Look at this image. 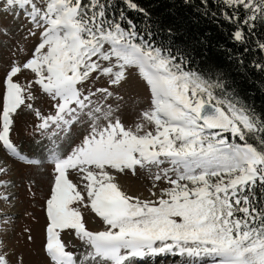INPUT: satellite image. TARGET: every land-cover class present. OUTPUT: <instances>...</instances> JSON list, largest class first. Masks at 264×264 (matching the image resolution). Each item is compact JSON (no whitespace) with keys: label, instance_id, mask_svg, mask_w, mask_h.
<instances>
[{"label":"snow or ice","instance_id":"obj_1","mask_svg":"<svg viewBox=\"0 0 264 264\" xmlns=\"http://www.w3.org/2000/svg\"><path fill=\"white\" fill-rule=\"evenodd\" d=\"M217 2L233 9L224 18L237 24L236 42L247 41L241 24L264 21V0ZM124 3L149 15L135 0ZM113 7L112 0H0V15H23L32 25L27 36L37 39L30 55L17 47L13 56L25 58L0 65V148L26 165H52L44 252L52 264H136L161 255L183 264H264V116L229 94L221 76L187 69V54L146 40L123 11L110 14ZM258 47L264 51V41ZM133 70L150 97L128 125L108 101ZM100 80L108 86L96 87ZM44 98L50 112L38 106ZM20 112L31 113L49 141L44 160L13 141ZM74 128L83 129L78 143ZM9 171L0 159V189L11 186L3 179ZM141 172L153 180L148 199L120 184ZM10 199L0 191V201ZM83 210L106 229L90 231ZM66 231L83 252L68 250ZM7 236L0 228V264H13Z\"/></svg>","mask_w":264,"mask_h":264},{"label":"rangeland","instance_id":"obj_2","mask_svg":"<svg viewBox=\"0 0 264 264\" xmlns=\"http://www.w3.org/2000/svg\"><path fill=\"white\" fill-rule=\"evenodd\" d=\"M31 27L32 25L23 15L18 18H14L12 15H0V31L6 28L10 33L7 36L0 35V42H2L0 43V65L6 66L17 57L25 58L19 53H17V57L13 56L17 47L24 48L30 55L37 43L35 37L27 36L28 28ZM2 77L3 71H0V79ZM95 86L107 87L108 85L105 80H100L96 82ZM110 90L113 91L114 96L108 103L112 104L114 108L119 106L117 115L128 125L138 118V112L149 106V91L135 70L127 83ZM37 103L43 111H51L49 99L44 98ZM36 122L31 113L20 112L15 117L12 139L21 152L29 158L44 160L49 141L42 138L39 131L35 130ZM74 131L78 143L83 129L74 128ZM0 159L5 161L10 169L9 174L3 179L8 180L11 186L6 190L0 189V191H7L11 195L8 202L0 201V228H4L8 232L10 259L15 264L16 257L23 255L24 264H52L44 252L47 225L46 200L49 197L54 176L52 165L47 163L40 166L26 165L5 155L2 148H0ZM120 184L123 190L131 195L140 196L142 199L151 198L149 189L152 188L153 180L147 173L141 172L138 177L122 176ZM159 186L166 187L167 185L159 182ZM83 211L86 226L90 231L106 229V225L94 213L90 210ZM5 218H10L7 224L3 223ZM26 230H30V233ZM28 234L33 237L32 241L27 240ZM62 239L67 244L69 251L77 254L84 251L82 242L75 238L74 234L70 235L66 231L62 233ZM183 261L184 258L178 255H161L138 260L136 264H183Z\"/></svg>","mask_w":264,"mask_h":264},{"label":"trees","instance_id":"obj_3","mask_svg":"<svg viewBox=\"0 0 264 264\" xmlns=\"http://www.w3.org/2000/svg\"><path fill=\"white\" fill-rule=\"evenodd\" d=\"M112 2L110 14L119 18L123 11L146 40L187 54V69L221 76L229 94L264 116V69L256 67L264 65V51L258 47V41H264V21L258 19L253 29L240 25L247 35L242 44L232 38L237 24L224 18L225 11L233 9H225L217 0H135L148 12L147 17L129 10L124 0ZM239 15L243 19L245 12ZM145 29L152 32L151 37Z\"/></svg>","mask_w":264,"mask_h":264}]
</instances>
